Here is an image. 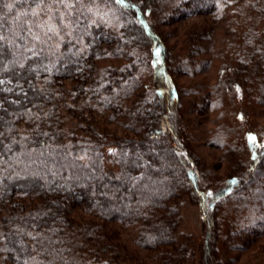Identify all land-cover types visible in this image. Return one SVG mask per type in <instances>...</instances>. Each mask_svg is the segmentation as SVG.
<instances>
[{
  "label": "trees",
  "instance_id": "trees-1",
  "mask_svg": "<svg viewBox=\"0 0 264 264\" xmlns=\"http://www.w3.org/2000/svg\"><path fill=\"white\" fill-rule=\"evenodd\" d=\"M241 2L194 0L183 10L186 17L209 14L211 22L223 23L226 10ZM161 4L162 0H73L68 5L40 7L34 0L0 3L4 37L0 41V228L7 234L0 256L5 263L120 264L130 257L114 228L118 226L122 231L135 230V245L154 252L157 264H194L197 252L199 264H226L230 258L217 246L222 226L229 230L227 239L254 227L264 230V203L247 227L235 217L228 223L218 218L225 201L247 188L253 192L264 178L260 145L264 139L243 138V126L236 122L243 108L240 92L247 93L245 102L264 96L260 34L237 35L244 46H232L233 79L219 80L207 92L201 89L206 88L205 82L182 86L172 75L194 80L208 67V61H199L206 48L200 42L214 36L215 26L204 23L199 29L190 28L184 53L173 56L165 35L149 25L151 12ZM256 5L261 7V1ZM101 28L110 29L111 39H104ZM228 34L222 36L224 45ZM106 40L116 43L107 56L125 58L127 65L89 76L85 97L80 80L72 74L74 59L86 44ZM216 47L220 58L228 54L225 46ZM220 58L214 59L221 64ZM133 66L140 70L134 72ZM65 80L74 84L69 87ZM7 82L21 83L25 91L9 90ZM226 97L238 105H224ZM196 104L219 111L220 123L209 132L219 149H226L231 170L226 180L208 185L204 183L208 169L196 152L198 136L192 131L199 120L186 119L183 111ZM224 106L231 113L225 115ZM101 111H114L102 137L68 135L66 115L78 121L88 112L95 120L93 116ZM254 112L257 118L260 112ZM112 120L123 134L107 129ZM227 122L233 123L232 128ZM107 147L115 149V170L106 167L102 149ZM245 151L255 158L252 164L247 163ZM186 196L203 212V241L180 231ZM10 204L6 213L4 208Z\"/></svg>",
  "mask_w": 264,
  "mask_h": 264
},
{
  "label": "rangeland",
  "instance_id": "rangeland-1",
  "mask_svg": "<svg viewBox=\"0 0 264 264\" xmlns=\"http://www.w3.org/2000/svg\"><path fill=\"white\" fill-rule=\"evenodd\" d=\"M193 1L194 0H162V4L159 9H157L155 12H151L149 17V25H151L153 28L155 27L156 30L158 28L163 33V35H165V42L172 50L173 56L184 53V43L188 37L190 28L195 27L196 29H199L204 23H208V25L212 27L215 26V34L212 36L213 39L210 35L209 39L200 42V44H204L206 46L204 49V55L199 59V61L203 64L205 61H208V67H205L203 71L205 73L201 72L197 74L198 76L193 78L194 80L181 74L172 75L174 79L177 80V82L182 86L190 85L191 81H194L195 83L205 82L207 83V86L206 88H201L202 92H207L208 90L213 91L212 86H215L219 80L221 81L223 79L234 78V74L236 73V62L230 52L234 50L232 46L238 48L244 46V43L242 42L243 40L240 37H237V35L244 36L251 31H253L254 34L259 33L260 41L263 42L261 46L264 47V0H242L240 4H234L232 7H229L226 10L224 16L225 21L223 23L211 22L212 18L209 14L186 17L184 15L185 10H183V8L186 9V7L189 6L188 4H192L193 6ZM260 1L261 7L256 5V2L258 4ZM100 15H102V13ZM106 20L110 21L109 18ZM178 20L181 22H177ZM99 32L105 36L104 39H111L112 37L110 29L107 30V28H101ZM225 33L229 34L228 36L224 37V45L222 44V36ZM233 35L236 36V39L233 37ZM218 45L219 48L222 45L228 49V54L225 57L220 58L218 51L216 52V46ZM115 46V42L110 43L108 40H106V43L103 44H99V42H90L86 44L85 48L81 50V52L74 59V69L72 74L74 78L80 80V90L82 89L81 91H83L84 89L82 93L83 96L86 97V94L87 96L89 94L88 91L85 92V82L89 76H100L105 72L108 73L113 69L117 70L127 65V60L125 58L112 59L107 56L106 51L115 50ZM214 58H220V60L223 62L220 64L221 61ZM139 70V67L133 66L134 72ZM114 74H117V76H122L120 71H115ZM220 74L222 76H220ZM249 77L250 76H247L248 79ZM244 78L246 79V77ZM71 81L72 80H65L64 84L70 87L74 84V82ZM6 88L9 90L15 89L17 92L25 91V87L18 82H7ZM68 89L71 90V88ZM77 92H79V90H77ZM206 95H208V93H206ZM209 97L211 100L215 99L213 95H208V98ZM246 98L247 93L245 96H243L242 92L238 94V99L242 103L243 108L239 110V118L241 122H238V120H236V122L240 126H243V138L255 140L257 137H259L264 139V96L261 93L256 98H250L249 102H245ZM257 98L261 99L259 104L255 102L257 101ZM186 100H190V98H185L184 101ZM191 100L193 99L191 98ZM85 101H87L86 98ZM231 102H234L231 101V97H226L223 104L233 105ZM237 103L238 101L236 100L234 104ZM68 108L70 109V107ZM224 110L225 115L227 113H231V109H229V107L225 108L224 106ZM256 110L260 112V115H258L257 118L254 116V111ZM183 111L186 112V119L196 118V120H199V122L194 121L193 124L195 125L192 124V131L194 134H196V136H198L195 141L196 152L201 157L208 169V178L204 179V183L208 185L214 180H226L228 177H230L229 173L231 172L227 165V157L225 155L226 149L221 151L217 146L218 143L216 139L213 135H210L211 132H209L214 127V124L217 126L216 124L220 123V119L218 117L219 111L212 112V110L209 109L206 111L200 106V104H196L195 106L193 105L192 107H183ZM112 113L114 115V111H101L99 115L93 116L95 120H91L88 116V112H86L85 114L83 113L82 116H77L79 119L78 121L74 120V116H72V114L66 115L65 128L68 131V135L70 137L73 136L75 132L84 139L94 136L102 137V129L104 130V128L108 126L107 120L109 115ZM112 121L109 123L110 127L107 129H114L118 132H121L120 129L115 127L114 121L113 123ZM117 122H119L118 119ZM201 122H203L204 127ZM221 122H223L222 118ZM228 124L229 127L232 128L233 123L231 122ZM259 124H261L262 127L259 128ZM200 125H202L203 129H199ZM260 145L261 147H264V143H261ZM102 152L105 155L107 169L115 170V149L112 147H107L103 148ZM245 156L247 157V163L252 164L255 161V158H251V156L249 157L246 151ZM260 179L261 180H258V183L254 185L255 188H252L253 192L250 191V188L248 192L247 188L241 190L243 193H239L240 196L234 195L233 197L229 198L228 201H225L218 216L221 223L234 222L233 217H235L236 222L240 226L247 227L250 222L253 223L258 218V207L264 203V197L262 193L264 191V178ZM241 195L246 196V199L243 200ZM16 201L17 200L15 199L14 202ZM12 206L13 205L10 204L4 208L6 209V213L8 209H11ZM251 206L252 208L250 209ZM76 213H79V211L76 210ZM181 213L183 220L180 231L185 234L194 235L198 242L199 240L203 241L204 215L199 204L193 203L191 200H189L188 196H186L183 198ZM114 228L116 231L118 230L117 233L121 243L127 246L125 248V252L127 253V256L130 257V259H124L125 261H121L120 264H157V261L154 260L153 257L155 255L154 252L144 251L135 245V230L132 228H127L125 231H122L118 226H114ZM228 231L229 230L226 229L225 226H222L220 236L221 238H219L217 245L218 250L221 253L225 252L227 257L230 258L229 261L226 259V264H264V230L254 227V229L250 228L246 232H242L241 235L237 236H233V232H229V234L232 236L227 239L226 237L228 235L225 234H227ZM6 239V232L0 228V247L3 246ZM229 244L233 245L234 248ZM200 255V252L196 253V261L194 264H199L198 261L200 260ZM0 264L15 263H11L9 261L5 263L3 261V257L0 256Z\"/></svg>",
  "mask_w": 264,
  "mask_h": 264
},
{
  "label": "snow or ice",
  "instance_id": "snow-or-ice-1",
  "mask_svg": "<svg viewBox=\"0 0 264 264\" xmlns=\"http://www.w3.org/2000/svg\"><path fill=\"white\" fill-rule=\"evenodd\" d=\"M73 0H34V3L36 4V7H40L41 5H50V4H62V5H68L70 3H72ZM123 2V0H117V3H121ZM0 3H2V0H0ZM6 7H8L10 10L12 8L11 4H7L5 5ZM3 20V17L0 16V21ZM51 30V29H50ZM4 39L3 35H0V41H2ZM157 56H159V52L157 51ZM0 83H3L2 81H0ZM234 182V181H233ZM209 195H211V193H209Z\"/></svg>",
  "mask_w": 264,
  "mask_h": 264
}]
</instances>
